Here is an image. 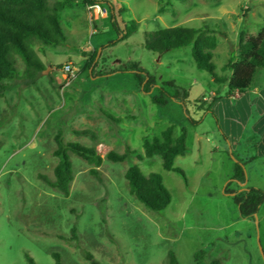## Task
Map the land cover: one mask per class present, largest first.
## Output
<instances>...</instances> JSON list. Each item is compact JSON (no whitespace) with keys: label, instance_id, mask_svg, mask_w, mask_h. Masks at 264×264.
I'll return each instance as SVG.
<instances>
[{"label":"rangeland","instance_id":"rangeland-1","mask_svg":"<svg viewBox=\"0 0 264 264\" xmlns=\"http://www.w3.org/2000/svg\"><path fill=\"white\" fill-rule=\"evenodd\" d=\"M96 1L106 11L97 19L80 2L63 9L66 42L45 46L47 53L40 57L47 70L26 78L25 64L16 56L18 77L7 82L10 87L0 97V264H29L27 255L37 264H55V252L63 264H90L84 257L89 252L99 264H167L170 251L178 254L179 264H212L216 247L225 244L235 248L233 264H264V203L257 219L240 220L224 191L239 160L246 162L247 186L264 190V146L256 143L264 139V100L251 90L240 98L229 96L226 86L216 94L220 85L197 67L191 46L164 53L144 47L147 32L165 27L214 30L213 62L216 73L224 75L238 33L264 32V0H173L162 13L161 0ZM130 20L138 29L118 40ZM92 62L97 76L91 75ZM67 65L71 75L63 72ZM137 74L155 79L151 94L159 87L170 96L182 90L180 100L153 103ZM254 85L264 97V68ZM170 125L174 137L187 129L188 152L175 159L186 180L165 170L159 155L137 156L144 155L145 136L159 135ZM84 128L94 130L96 140L73 133ZM59 129L65 142L95 146L104 158L99 180L89 172L92 165L71 153L74 181L68 197L39 177L54 178ZM127 145L137 154L123 162L105 157L111 150L123 153ZM130 165L146 175L162 174L172 195L165 210L152 211L130 193L125 178ZM228 189L239 186L231 181ZM74 226L78 245L68 240ZM209 238H217L216 244L209 245ZM200 249L212 257L205 254L197 262Z\"/></svg>","mask_w":264,"mask_h":264},{"label":"trees","instance_id":"trees-1","mask_svg":"<svg viewBox=\"0 0 264 264\" xmlns=\"http://www.w3.org/2000/svg\"><path fill=\"white\" fill-rule=\"evenodd\" d=\"M173 0H161L159 12H164L165 7L171 5ZM188 2L190 0H177ZM78 2L84 5L98 4L96 0H0V97L9 89L8 81L18 77L16 66V56H19L24 64V77L33 79L45 69V64L40 54H46L45 46L63 45L66 36L62 30L60 12L65 8H73ZM112 24L116 25L115 12L111 10ZM138 29V23L130 20L125 26L122 40ZM39 46L36 47V44ZM116 42H113L115 44ZM191 46L192 56L196 65L200 69L206 70L213 81L220 86L216 94L220 93L222 86L228 89V95L235 93L244 94L252 90L255 85V78L260 69L264 68V32L257 36L247 37L246 32L241 30L238 33V42L235 51L222 67L224 75L216 73L213 62V51L218 46L216 31L208 28H192L184 26L165 27L145 34L144 47L150 51L164 53ZM95 59V57H94ZM93 59V62H94ZM91 66V75L94 74L95 67ZM117 72V71H114ZM145 93L151 94L156 82L149 74L136 75ZM158 94H151L153 103L164 105L167 99L174 98L180 100V91L176 96L165 95L164 89L159 87ZM184 97L188 92L184 91ZM184 102V101H183ZM102 114L112 121H119L111 113L101 110ZM76 135L89 136L96 140L97 135L94 130L84 128L73 130ZM64 131L59 129L54 137L56 147L53 156L57 158L54 167V178L49 179L46 175L39 177L52 189L69 196L71 186L74 181V168L71 160V153L81 157L88 164L92 165L90 174L101 180L98 168L102 165L104 158L98 153L97 148L92 145H84L78 141L65 142ZM174 125L168 126L159 135L143 138L144 156L151 158L159 155L162 158L163 168L180 174L185 180L186 175L181 167L175 165V158L184 155L188 151L186 139L187 129L182 127L181 133L174 138ZM137 154L136 150L127 145L123 153L111 150L105 157L113 162H123L131 155ZM142 159V155H137ZM246 162L239 160L235 164L234 173L230 181L225 186V193L230 194L239 212V218L255 220L261 206L264 203V190L257 187L247 186L245 172ZM130 193L137 198L146 208L162 212L167 208L172 200V195L163 182L161 173L151 172L145 175L138 165H130L125 173ZM236 182L238 190L228 189L230 182ZM72 237L68 240H78L77 229L74 226L71 230ZM204 250H199L194 257L197 262L203 261ZM55 264H63L59 253H53ZM29 264H37L35 260L27 255ZM84 257L90 264H99L92 253H85ZM167 264H179L177 254L173 251L168 253Z\"/></svg>","mask_w":264,"mask_h":264},{"label":"crops","instance_id":"crops-1","mask_svg":"<svg viewBox=\"0 0 264 264\" xmlns=\"http://www.w3.org/2000/svg\"><path fill=\"white\" fill-rule=\"evenodd\" d=\"M251 92L253 93V94H255V95H257V96H260V98H261V100H264L263 98V95H260L259 94V89H258V87L257 86H255L252 90H251ZM242 94H238V93H235L234 95H231V96H233V97H235V98H240V96H241ZM174 138H177V137H174ZM264 139H260V140H258L256 143H258V145H260V146H264V141H263ZM249 142V141H248ZM186 143H187V139H186ZM252 144V143H251ZM188 147V146H187ZM188 152V151H187ZM186 152V153H187ZM185 153V154H186ZM184 154V155H185ZM180 156V155H179ZM145 156L143 155V158H144ZM178 157V156H177ZM176 157V158H177ZM142 158V159H143ZM175 158V159H176ZM146 175V174H145ZM163 177V176H162ZM164 182V181H163ZM248 183V182H247ZM248 185V184H247ZM239 220V219H238ZM240 220H244V221H250V219H241L240 218ZM230 225H227V226H224V227H221L219 230L221 231V230H225V229H227L228 227H229ZM230 228V227H229ZM215 239H217V238H209L207 241V243L210 245V244H216V242H215ZM202 245H204V244H202ZM200 250H202V249H200ZM205 252V254H207L209 257H212V255H211V252L210 251H204ZM204 254V255H205ZM214 254H215V256H214V259L211 261L212 262V264H233V262H234V260H235V258H237V255H236V252H235V248L233 247V246H230V245H220V246H218V247H216V249H215V252H214ZM177 257H178V254H177ZM178 260H179V257H178ZM254 264H259V262H257V261H255L254 262Z\"/></svg>","mask_w":264,"mask_h":264},{"label":"built area","instance_id":"built-area-1","mask_svg":"<svg viewBox=\"0 0 264 264\" xmlns=\"http://www.w3.org/2000/svg\"><path fill=\"white\" fill-rule=\"evenodd\" d=\"M87 10L90 12L91 18H94V19H97L100 16L105 15L104 13L106 12L105 10L101 9L99 4L88 5L87 6ZM63 72L66 75H71L73 71H72L71 66L67 65V66L64 67ZM65 80H66L65 81V85H69L70 84V80H69L68 76L65 77Z\"/></svg>","mask_w":264,"mask_h":264},{"label":"water","instance_id":"water-1","mask_svg":"<svg viewBox=\"0 0 264 264\" xmlns=\"http://www.w3.org/2000/svg\"><path fill=\"white\" fill-rule=\"evenodd\" d=\"M99 54H100V51L98 52V55H99ZM98 55H97V56H98ZM46 70H47V69H45L44 71H46ZM255 219H257V215L255 216Z\"/></svg>","mask_w":264,"mask_h":264}]
</instances>
